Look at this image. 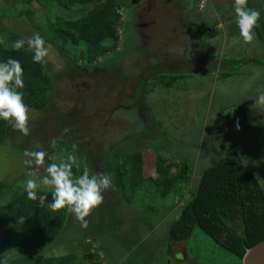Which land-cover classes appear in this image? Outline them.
<instances>
[{"label":"rangeland","instance_id":"1","mask_svg":"<svg viewBox=\"0 0 264 264\" xmlns=\"http://www.w3.org/2000/svg\"><path fill=\"white\" fill-rule=\"evenodd\" d=\"M122 1L117 50L99 59V70L89 66V70L83 69L85 75L63 79L55 93L60 106L69 111L67 118L71 115V119H78L76 127L87 149V153L84 148L80 153L77 149L60 150L54 155L55 161L67 162L69 155H75L74 165L106 173L112 186L103 193V204L86 218V229L69 213L66 228L55 237L60 244L45 249L53 254L72 250L80 256L92 252L104 264H240L235 254L218 246L197 225L182 241L171 240L169 234L191 199L198 176L215 160L240 156L264 186V106L253 107L264 92V63L241 64L239 73L218 79L230 68L228 57L242 54L264 59V41L254 27V41L244 43L234 0H192V10L186 9L190 0H144V7L139 6L141 2ZM23 2L20 0L12 9L16 18L6 25L24 39L39 27L47 41L52 37L50 26L56 15L73 19L83 12L80 7L68 9L58 0H30L31 24L17 16ZM247 7L259 11V21L264 23V0H248ZM181 15L185 21L179 19ZM211 18L217 19L215 26L220 34L207 43L206 37L196 38V34L201 22H214ZM193 20L198 22L193 24ZM8 33L4 40L13 44L16 39L9 38ZM45 46L54 65L60 64L50 44L45 42ZM181 58L194 60L190 69L193 73L172 80L170 86L157 82L147 94L149 107L140 114L135 106L139 76L152 65ZM78 63L84 65L86 61ZM170 66L165 67L170 70ZM62 67L68 70L70 65L62 63ZM28 126V136L16 130L9 140L0 143V181L15 179L16 190L25 188L31 178L28 173L32 169L23 163L25 150L32 151L37 138H45L56 128L66 131L69 125L46 118L29 121ZM70 136L73 140L74 135ZM137 151H145L148 176L157 175L155 161L161 155L172 163L173 172L188 163V181H179L166 197L161 195L162 187L159 192L151 180L135 192L115 187L112 173L105 169L108 162H123ZM178 253L182 259H177ZM92 260L82 264H91Z\"/></svg>","mask_w":264,"mask_h":264},{"label":"trees","instance_id":"2","mask_svg":"<svg viewBox=\"0 0 264 264\" xmlns=\"http://www.w3.org/2000/svg\"><path fill=\"white\" fill-rule=\"evenodd\" d=\"M19 1L0 0L2 6L0 7V62L12 58L19 60L22 65L24 87L18 91L22 92L24 102L29 108V121L51 118L54 123L70 126L67 127V131L56 128L45 138H37L38 141L35 142L32 151H44L48 157H54L60 150H73L72 145L75 144L78 153L82 148L87 153L86 145L80 138L79 126L76 127L78 119L74 116V119H71V115L67 118L69 111L60 106L55 93L63 79H74L81 76L80 74L85 75L86 71L83 72V69L89 70V66L99 70L102 64L99 59L117 50L118 25L122 18L118 8L123 1L58 0L68 9L76 7L83 9L78 18L64 19L56 15L55 21L51 23L52 37L45 42L50 44L57 60L60 61L61 70L58 72L54 71L56 65L51 59L46 65L34 63L32 59L34 53L27 50V45L24 49L16 51L12 44L4 40L7 32L11 39H22L20 33L10 30L6 25V21L15 20L16 14L12 9L18 7ZM22 1L24 2L17 16L33 24L30 0ZM215 25L216 23L204 22L199 25L197 31L206 38H214L219 34ZM255 29L259 38L264 41V23L258 21ZM36 33L43 36L39 27ZM83 59L86 61L85 66L78 63ZM226 61L232 71L230 68L222 71L220 78L223 79L239 73L241 64L264 63V59L254 57H228ZM230 61L233 64L237 63L238 66H231ZM62 63L63 65L69 63L70 68L64 69ZM193 64V59L181 58L171 62H160L145 70L139 76L135 90V106L139 108L140 114H144L149 107L146 103L147 94L154 90L157 82H164L170 86L172 80L193 73V69L190 70ZM165 66H170L171 69ZM13 132L16 130L7 121L0 120V143L9 140ZM70 133L74 135L73 140ZM63 137L67 138L69 143ZM145 151L128 154L123 162L117 160L114 165L108 162L105 169L112 173L115 187L123 191L131 188L135 192L147 180H151L157 185L159 192L162 187L161 195L166 197L174 192L179 181H188L190 169L188 163H182L181 167L173 172L172 163L161 155H158L155 161L157 175L148 176ZM53 162L57 163L46 157V165ZM89 168L84 165L78 167L73 165L74 176L81 175L84 169H88L90 175L99 173L97 169ZM41 173L44 174L43 169ZM16 185L15 179L0 181V264H82L89 258L94 259L91 264H104L92 252L84 253L82 256L72 250L63 254L47 252L45 249L47 246L53 249L54 244H60L55 237L66 228L69 213L66 210L53 212L47 207L52 199L50 191L45 206L41 207L38 201L27 198L24 188L16 190ZM40 194L43 192L41 191ZM190 197L191 199L182 208L179 218L171 225L169 234L171 240L187 239L197 225L218 246L235 254L240 264L246 250L264 240V186L240 156L215 160L212 166L203 171L201 180L196 183Z\"/></svg>","mask_w":264,"mask_h":264},{"label":"clouds","instance_id":"3","mask_svg":"<svg viewBox=\"0 0 264 264\" xmlns=\"http://www.w3.org/2000/svg\"><path fill=\"white\" fill-rule=\"evenodd\" d=\"M247 3L248 0H234V12L240 37L244 43L251 44L255 39L253 29L260 19V12L248 8ZM25 45L28 51L34 53L32 57L34 63L41 65L49 63L51 59L49 49L39 33L14 41L12 47L20 51ZM60 70L61 66L57 64L54 71ZM23 87V68L19 60L9 58L6 62H0V120L7 121L14 130H18L23 136H28L31 131L28 126L29 108L24 102L22 92L18 91ZM257 105L264 106V92L255 99L253 107ZM72 148L75 151L76 145L73 144ZM24 156L26 159L23 163L32 169L28 173L31 178L25 182L24 191L27 198L38 201L39 205L44 207L50 191L52 199L47 207L53 212L66 210L74 216L82 228L86 229L89 224L86 218L103 204V193L112 186L110 176L106 173L90 175L88 169H84L81 175L74 176L75 155H69L67 162H53L47 165L46 157L51 160H55V157H48L44 151L25 150ZM41 191L43 194H40ZM177 259H182V255L178 253Z\"/></svg>","mask_w":264,"mask_h":264},{"label":"water","instance_id":"4","mask_svg":"<svg viewBox=\"0 0 264 264\" xmlns=\"http://www.w3.org/2000/svg\"><path fill=\"white\" fill-rule=\"evenodd\" d=\"M198 179L201 180V176ZM242 264H264V240L246 250Z\"/></svg>","mask_w":264,"mask_h":264},{"label":"crops","instance_id":"5","mask_svg":"<svg viewBox=\"0 0 264 264\" xmlns=\"http://www.w3.org/2000/svg\"><path fill=\"white\" fill-rule=\"evenodd\" d=\"M186 9H188V10H192V7L191 8H188V6L186 7ZM195 11V10H194ZM231 11H233L232 9H231ZM195 12H197V11H195ZM225 14V13H224ZM233 14V13H232ZM197 20H193V22L195 23ZM194 33V32H193ZM196 34V33H195ZM220 34V33H219ZM219 34H218V36H219ZM197 36H196V38H198L199 37V34H196ZM232 35H233V33H232ZM258 35V34H257ZM218 36H217V39H218ZM224 37V36H223ZM256 39L258 40V41H260L259 39H258V37L256 36ZM205 40H207L208 42L207 43H211V40H209V38H206ZM228 43H229V41H228ZM225 45H228V44H225ZM228 47V46H227ZM225 56V55H224ZM238 57H254V56H251V55H242V54H239V56ZM192 58V57H191ZM194 58V57H193ZM188 59H190V58H188ZM211 59H212V57H211ZM256 64H258V63H256V62H249V63H246V64H244V65H251V66H254V65H256ZM259 65H261V64H259ZM209 71V70H208ZM241 73H242V70H241ZM240 73V74H241ZM240 74H238V75H240ZM234 76V75H233ZM220 78V75L218 76V79ZM230 77H228V79H229ZM220 79H222L223 80V78H220Z\"/></svg>","mask_w":264,"mask_h":264},{"label":"flooded vegetation","instance_id":"6","mask_svg":"<svg viewBox=\"0 0 264 264\" xmlns=\"http://www.w3.org/2000/svg\"><path fill=\"white\" fill-rule=\"evenodd\" d=\"M126 1H128L129 3L131 2V3H133V2H141V4L139 5L140 7H144V4H145V1L144 0H126ZM188 8H191V6H192V0H190L189 1V3H188ZM140 7H139V9H140ZM196 9V8H195ZM179 19L181 20V21H185L184 20V16L183 15H181L180 17H179ZM211 19H213L214 20V22L212 23V24H215L216 22H217V19H215V18H211ZM201 19H199V21H200ZM198 22V20L195 22V23H197ZM204 22H207V20L206 21H204ZM204 22H201L200 24H202V23H204ZM193 24H194V22H192ZM218 23V22H217ZM217 23H216V25H217ZM199 24V25H200ZM210 24V23H209ZM199 25H198V27H199ZM218 36V35H217ZM216 36V37H217Z\"/></svg>","mask_w":264,"mask_h":264}]
</instances>
